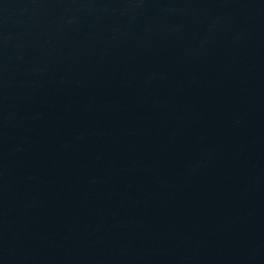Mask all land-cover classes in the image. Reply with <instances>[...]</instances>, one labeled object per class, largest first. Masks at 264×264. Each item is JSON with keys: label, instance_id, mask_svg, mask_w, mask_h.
<instances>
[{"label": "water", "instance_id": "water-1", "mask_svg": "<svg viewBox=\"0 0 264 264\" xmlns=\"http://www.w3.org/2000/svg\"><path fill=\"white\" fill-rule=\"evenodd\" d=\"M264 107V0H0V165Z\"/></svg>", "mask_w": 264, "mask_h": 264}]
</instances>
